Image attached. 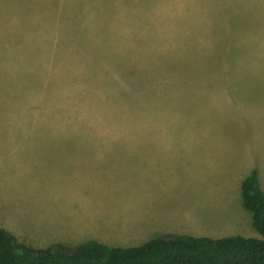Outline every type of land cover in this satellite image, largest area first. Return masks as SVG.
Returning a JSON list of instances; mask_svg holds the SVG:
<instances>
[{"label": "rangeland", "instance_id": "rangeland-1", "mask_svg": "<svg viewBox=\"0 0 264 264\" xmlns=\"http://www.w3.org/2000/svg\"><path fill=\"white\" fill-rule=\"evenodd\" d=\"M66 135L83 151L150 153L174 185L147 199L144 174L142 212L103 222L77 197L81 177L65 175ZM115 136L127 142L97 149ZM256 163L264 190V0H0V227L18 240L128 245L149 220L257 236L240 203ZM83 193L124 202L89 183ZM153 202L178 205L174 224Z\"/></svg>", "mask_w": 264, "mask_h": 264}, {"label": "trees", "instance_id": "trees-1", "mask_svg": "<svg viewBox=\"0 0 264 264\" xmlns=\"http://www.w3.org/2000/svg\"><path fill=\"white\" fill-rule=\"evenodd\" d=\"M240 203L257 236L164 233L125 247L96 240L34 247L0 227V264H264V191L256 169L241 181Z\"/></svg>", "mask_w": 264, "mask_h": 264}, {"label": "crops", "instance_id": "crops-1", "mask_svg": "<svg viewBox=\"0 0 264 264\" xmlns=\"http://www.w3.org/2000/svg\"><path fill=\"white\" fill-rule=\"evenodd\" d=\"M26 14V13H25ZM24 15V14H23ZM135 136V135H132ZM144 138H152L150 139L152 142H166L159 140L161 137L155 136V135H146L143 136ZM123 136H115L113 138H110V140H103V138L98 140V148L99 150H104L103 146L100 144L105 143H123L127 142L123 139ZM157 138L158 140H154ZM91 139V138H89ZM90 141V140H86ZM84 142L83 136H61L59 137L58 143H65L67 144L64 148V154L67 156L62 163V167L66 168V174L68 176L76 175L77 177H81L80 184L74 188L80 193V196L77 195L79 199L84 201L83 204L88 205L90 209H93L95 212L100 211L104 212L108 216L107 218H104L103 222L108 223H129L133 222L134 218L137 217L139 213L142 212V203L135 205L134 199H138L139 192H143V183H145L144 180V174H148V192L146 193L148 195L147 199H157L159 194L166 191L168 188L174 185V178H172L169 174L172 173H164L159 174L157 172H161L159 169V165L156 161L151 159V154L149 153V158L141 157L140 151L136 150V152H125L123 156H115L117 155V152H109V151H83L85 149V146H82L81 143ZM92 143H96V140L90 141ZM73 146V151H70V146ZM95 146L92 147L94 149ZM138 155V158H134V156ZM57 155V154H56ZM92 155V156H90ZM109 156V157H104ZM92 157V158H87ZM112 157H115L116 160H125L126 164L123 166L122 164H119L117 161L110 163V159ZM131 159V161H129ZM114 166H120L122 168L120 174L117 173L116 176L111 177L108 174H104V172H107L108 169ZM256 169L258 172V178H259V184L261 185L260 176L259 173L260 167L259 164L256 163L253 165V167L244 174V177L252 170ZM147 171V172H145ZM72 174V175H71ZM243 177V178H244ZM242 178V179H243ZM173 179V180H172ZM89 183L91 184L95 190H99L100 188L106 190L107 192H111V195H109L108 198H110L112 201L114 200H124V202H106V195H85L83 192L85 190V185ZM142 183V184H141ZM141 184V185H140ZM262 188V187H261ZM263 190V188H262ZM264 191V190H263ZM126 192V194H125ZM100 199L102 200L100 202ZM79 202V201H78ZM148 203V202H147ZM167 203H170V206L168 208ZM109 204H112L111 210L106 209ZM154 206L153 209H160L162 211V214L164 216H167L166 219L169 220L172 224H174V214H176L178 211V205L174 204V202H153ZM238 206V205H237ZM242 206V205H241ZM175 208V209H174ZM150 221V220H149ZM146 223L143 221V224L140 225L139 229L134 227L125 237V239H132L134 243L128 244V245H115V246H133L138 245L140 242H144L143 239L148 240L151 238L148 234H150L151 230L154 229H160L164 226L163 223L158 225L154 222ZM242 221V218L239 216L237 222ZM251 222V221H250ZM180 224V225H179ZM195 222L192 221H183L178 222V230L172 229L171 227L169 230L165 231L164 229L168 228L165 227L161 231L162 234L164 233H175V234H188L192 236H202V234L206 231L203 230V228L195 227L193 226ZM194 227V228H193ZM184 228V229H183ZM198 230L196 234H193L191 232ZM154 232V231H153ZM249 236H256L249 235ZM98 236H94V238H97ZM222 237V236H217ZM214 237V238H217ZM101 238V237H100ZM61 239V238H60ZM141 240V241H138ZM59 242V241H57ZM55 243V242H54Z\"/></svg>", "mask_w": 264, "mask_h": 264}]
</instances>
